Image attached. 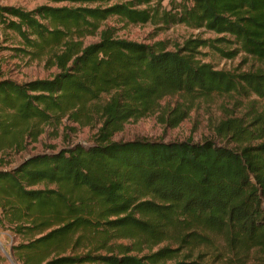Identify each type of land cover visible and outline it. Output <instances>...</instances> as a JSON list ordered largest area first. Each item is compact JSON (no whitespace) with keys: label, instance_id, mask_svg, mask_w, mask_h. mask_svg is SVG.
<instances>
[{"label":"trees","instance_id":"16d2710c","mask_svg":"<svg viewBox=\"0 0 264 264\" xmlns=\"http://www.w3.org/2000/svg\"><path fill=\"white\" fill-rule=\"evenodd\" d=\"M45 1L0 3L4 42L56 68L50 78L0 77V234L13 235L15 262L264 264V107L220 120L222 142L114 139L167 96L172 127L217 94L264 100V0ZM113 17L215 36L146 43L119 36ZM210 53L259 64L218 69ZM65 119L96 129L91 142L9 167L11 151Z\"/></svg>","mask_w":264,"mask_h":264},{"label":"rangeland","instance_id":"374dc122","mask_svg":"<svg viewBox=\"0 0 264 264\" xmlns=\"http://www.w3.org/2000/svg\"><path fill=\"white\" fill-rule=\"evenodd\" d=\"M169 0H165L167 4ZM1 4L17 5L26 9H32L45 0H0ZM59 5V4H58ZM109 24L116 25L118 35L130 39L152 43L156 40L164 39L170 42H182L190 36L214 37L215 34L206 31L205 29H193L183 24H175L169 27H157L152 23L146 24H129L113 17L108 20ZM4 37H0V45L6 47L0 49V77H10L17 81H28L36 78H50L56 73L55 67H48L44 61L32 60L27 57L17 56L10 47H13L18 40H7L4 42ZM95 40L88 38L86 42ZM211 61L216 68L227 70H246L255 68L259 62L253 57L244 58V55L239 54L234 59L222 58L218 55L210 53L206 58ZM176 98L165 97L160 101V105L154 111L145 117L126 122L119 132L114 136L117 140H128L140 137L150 139L170 141L175 139L192 138L194 141H202L205 138H216V124L226 118L230 114L241 115L248 110L249 105L253 104L256 107H264V100L256 95L242 97L237 93L232 95L217 94L210 99H201L195 103V106L190 111L188 117L179 125L172 127L169 125L166 118V107L171 108L175 104ZM96 129L88 126H80L77 123L64 120L58 128L46 126L45 132L39 137L38 141L29 143L27 149L20 152L11 151L7 156L9 167H14L26 157L43 152L57 151L66 146L75 143L88 144L91 142ZM14 242V237L8 230H2L0 234V264H17L12 256L11 245ZM123 242H127L124 240ZM169 244L168 241L162 242L156 247ZM147 246L145 251H147Z\"/></svg>","mask_w":264,"mask_h":264}]
</instances>
